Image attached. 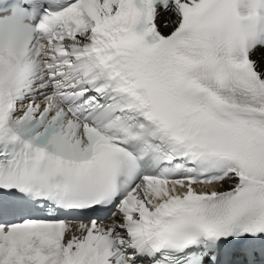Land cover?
Wrapping results in <instances>:
<instances>
[{"label": "snow or ice", "instance_id": "snow-or-ice-1", "mask_svg": "<svg viewBox=\"0 0 264 264\" xmlns=\"http://www.w3.org/2000/svg\"><path fill=\"white\" fill-rule=\"evenodd\" d=\"M0 264H264V0H0Z\"/></svg>", "mask_w": 264, "mask_h": 264}]
</instances>
